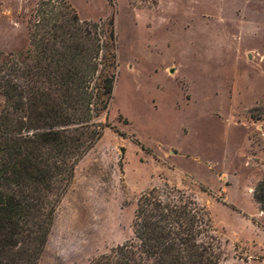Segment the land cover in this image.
Returning <instances> with one entry per match:
<instances>
[{
  "label": "rangeland",
  "instance_id": "rangeland-1",
  "mask_svg": "<svg viewBox=\"0 0 264 264\" xmlns=\"http://www.w3.org/2000/svg\"><path fill=\"white\" fill-rule=\"evenodd\" d=\"M41 1L0 0V63L31 48ZM64 1L114 20V96L38 264H91L131 240L153 188L209 210L224 264H264V0Z\"/></svg>",
  "mask_w": 264,
  "mask_h": 264
},
{
  "label": "trees",
  "instance_id": "trees-1",
  "mask_svg": "<svg viewBox=\"0 0 264 264\" xmlns=\"http://www.w3.org/2000/svg\"><path fill=\"white\" fill-rule=\"evenodd\" d=\"M31 48L0 63V264H38L78 162L102 137L114 96L116 33L42 0ZM173 191H176L173 189ZM173 191L141 195L134 237L91 264H224L209 210ZM264 212V176L254 188Z\"/></svg>",
  "mask_w": 264,
  "mask_h": 264
}]
</instances>
